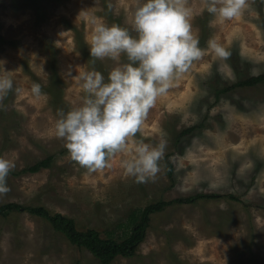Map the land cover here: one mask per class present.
<instances>
[{"label": "rangeland", "instance_id": "obj_1", "mask_svg": "<svg viewBox=\"0 0 264 264\" xmlns=\"http://www.w3.org/2000/svg\"><path fill=\"white\" fill-rule=\"evenodd\" d=\"M135 4L0 0V70L14 80L0 106V154L16 165L0 206H44L80 232H112L122 243L128 217L163 200L170 204L151 216L136 253L112 264H264V81L245 84L264 74V0H248L241 17L223 22L203 10L204 0H189L199 46L215 39L231 55L209 49L150 109L133 141L166 139L154 180L125 177L121 154L111 168L88 173L54 134L57 110L81 102L79 71L95 67L107 77L117 63L90 56L93 17L132 30ZM33 82L43 95L31 93ZM50 155L51 167L15 174ZM0 264L101 263L48 220L18 209L0 213Z\"/></svg>", "mask_w": 264, "mask_h": 264}, {"label": "clouds", "instance_id": "obj_2", "mask_svg": "<svg viewBox=\"0 0 264 264\" xmlns=\"http://www.w3.org/2000/svg\"><path fill=\"white\" fill-rule=\"evenodd\" d=\"M204 3L203 10L221 22L239 18L248 9V0ZM193 15L189 0H136L132 30L93 17L87 41L90 56L117 63L107 77L95 67L79 71L76 79L83 93L81 102L67 111L58 109L54 126L55 136L65 141L71 159L88 173L111 168L113 157L121 154L125 177L136 183L156 178L166 139L155 144L142 138L133 141L150 109L209 49L223 60L231 55L215 39L209 40L207 49L199 46L191 23ZM122 54L126 62H120ZM13 88L12 71L2 66L0 106ZM31 93L43 95L41 84L33 82ZM15 166L13 159L0 154V195L11 191L7 177Z\"/></svg>", "mask_w": 264, "mask_h": 264}, {"label": "trees", "instance_id": "obj_3", "mask_svg": "<svg viewBox=\"0 0 264 264\" xmlns=\"http://www.w3.org/2000/svg\"><path fill=\"white\" fill-rule=\"evenodd\" d=\"M259 81H264V74L252 76L245 81V84L252 85ZM53 160L54 155H50L15 174L38 172L42 168L51 167ZM172 172L173 166L170 165L169 174L172 175ZM200 195L201 197L207 196ZM169 204L170 202L159 200L133 212L132 216H129L125 224H123L126 230L124 234L128 235V238L123 240L122 243L116 242L112 232L108 234L107 238H103L95 229H87L85 232H80L76 229V223L72 218L61 213L51 214L44 206H25L22 208V205L18 203L8 202L0 206V213L6 214L13 210L24 209L31 214L38 215L48 220L56 230L63 232L70 242L88 250L101 264H112L119 257H130L136 253L137 247L146 238V230L149 227L151 216L162 211Z\"/></svg>", "mask_w": 264, "mask_h": 264}]
</instances>
